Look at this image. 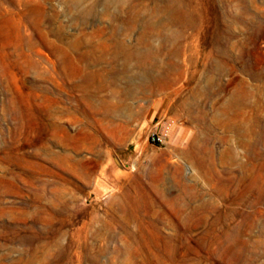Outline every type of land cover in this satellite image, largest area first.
Returning <instances> with one entry per match:
<instances>
[{"label":"rangeland","instance_id":"1","mask_svg":"<svg viewBox=\"0 0 264 264\" xmlns=\"http://www.w3.org/2000/svg\"><path fill=\"white\" fill-rule=\"evenodd\" d=\"M0 264H264V0H0Z\"/></svg>","mask_w":264,"mask_h":264},{"label":"built area","instance_id":"2","mask_svg":"<svg viewBox=\"0 0 264 264\" xmlns=\"http://www.w3.org/2000/svg\"><path fill=\"white\" fill-rule=\"evenodd\" d=\"M170 122L164 118H159L151 127L148 138L154 144L164 145L170 136Z\"/></svg>","mask_w":264,"mask_h":264}]
</instances>
